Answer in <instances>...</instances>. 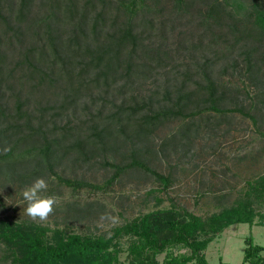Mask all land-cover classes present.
<instances>
[{
	"label": "trees",
	"instance_id": "obj_1",
	"mask_svg": "<svg viewBox=\"0 0 264 264\" xmlns=\"http://www.w3.org/2000/svg\"><path fill=\"white\" fill-rule=\"evenodd\" d=\"M245 1L0 0V150L12 146L0 151V181L25 186L55 175L74 190L99 191L137 169L168 190L171 176L149 165L162 153L158 130L192 118L168 138L189 141L201 127L194 118L206 111H239L256 121L244 108L229 107L232 89L223 80L233 68L264 88V0ZM174 38L176 49L168 42ZM181 51L186 62L175 57ZM151 78L156 88L136 93V84ZM100 159L114 171L103 183L57 170L67 161ZM248 185L245 197L208 216L171 199L170 207L114 226L110 235L0 217V263L210 264L206 249L229 226H264L255 206L264 201V174ZM69 209L76 217L86 212ZM245 243L242 264H264V246L253 236ZM180 248L187 252L176 253Z\"/></svg>",
	"mask_w": 264,
	"mask_h": 264
},
{
	"label": "rangeland",
	"instance_id": "obj_2",
	"mask_svg": "<svg viewBox=\"0 0 264 264\" xmlns=\"http://www.w3.org/2000/svg\"><path fill=\"white\" fill-rule=\"evenodd\" d=\"M181 29L186 30L187 35L190 34L188 26ZM192 30H195V35L198 34L199 30ZM176 40L168 41L172 49L177 47ZM183 56V51L175 55L178 62L185 61ZM162 72L160 76H165V71ZM158 77L155 75L154 78ZM154 78L141 86L136 84L139 87L136 93L147 94L154 90L158 83ZM223 78L232 89L233 99L229 107L238 105L244 108V111L254 115L256 121L239 111H206L194 118L201 127L196 131L198 135L193 134L189 141H183L179 135L177 140L168 138L176 127L190 122L192 118L170 122L158 130L155 146L162 153L153 155L149 165L173 179L172 186L166 191L145 170L129 169L107 189L99 191L89 188L74 190L52 175L46 178L49 186L44 194L56 195L59 203L54 214L39 224L84 235H110L114 226L149 211L170 207L171 199L196 214L208 216L245 197L249 189L248 181L264 174V103L260 102V98H264L260 91L264 88L256 87L247 74L233 71V68H229ZM192 130L194 133L195 128ZM57 170L65 177L83 178L97 183L106 182L114 173L111 166H104L101 159L82 165L67 161ZM32 183L25 186L18 183L3 185L0 181V196L3 200L0 217L9 216L17 222L32 221L23 213L25 201L22 198L23 189ZM152 190L155 191L151 193ZM159 198L163 201L160 202ZM75 206L86 209V212L76 217L69 209ZM255 206L264 212V201ZM4 207L9 209L5 210ZM88 209L93 215L87 212ZM105 213L110 214L111 218L101 220V215ZM248 236H253L256 243L264 246L263 225L236 223L218 234L206 249L210 264H242L245 238ZM122 241L120 259L125 262L128 239ZM175 252L184 253L187 249L180 248ZM164 256L165 253L159 255V260L162 261Z\"/></svg>",
	"mask_w": 264,
	"mask_h": 264
},
{
	"label": "clouds",
	"instance_id": "obj_3",
	"mask_svg": "<svg viewBox=\"0 0 264 264\" xmlns=\"http://www.w3.org/2000/svg\"><path fill=\"white\" fill-rule=\"evenodd\" d=\"M12 146L3 147V154L11 152ZM48 182L43 177H37L30 186H26L22 191V198L25 201L23 209L24 215L28 216L34 222H46L55 212V208L59 203L56 195H45L48 189ZM111 218L110 214L101 215V220Z\"/></svg>",
	"mask_w": 264,
	"mask_h": 264
}]
</instances>
